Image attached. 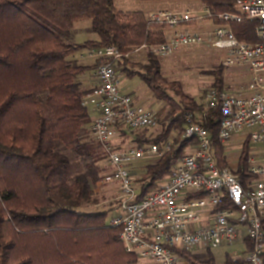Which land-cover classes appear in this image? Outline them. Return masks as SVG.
I'll use <instances>...</instances> for the list:
<instances>
[{
    "label": "trees",
    "instance_id": "trees-1",
    "mask_svg": "<svg viewBox=\"0 0 264 264\" xmlns=\"http://www.w3.org/2000/svg\"><path fill=\"white\" fill-rule=\"evenodd\" d=\"M140 1H189L219 14L234 11L237 0ZM81 20L91 21L88 30L98 35L96 40L76 42L75 26ZM254 28L252 22L234 25L239 39L250 42L258 40ZM165 38V25L142 10H117L114 0H0V264H137V256L120 241L121 229L107 224L108 212L85 210L101 201L94 188L108 168L101 165L100 145L90 138L92 113L83 104L92 88L81 77L94 72L97 63H82L78 55L107 46L133 55L135 49ZM144 53L148 61L139 63V69L127 67L131 55L117 69L139 76L176 116L157 134L144 131L135 141L160 143L178 133L169 152L146 161L138 199L154 191L194 144L182 138L184 114L203 112L178 82L162 75L159 60ZM221 66L212 71V87L226 90ZM219 117L215 110L208 126L223 167L226 150L217 139ZM248 144L236 170L243 179L248 177ZM178 252L190 264H217L211 249L204 254ZM224 264L246 263L228 257Z\"/></svg>",
    "mask_w": 264,
    "mask_h": 264
},
{
    "label": "built area",
    "instance_id": "built-area-1",
    "mask_svg": "<svg viewBox=\"0 0 264 264\" xmlns=\"http://www.w3.org/2000/svg\"><path fill=\"white\" fill-rule=\"evenodd\" d=\"M148 18L165 25L164 42L143 45L133 53L165 57L191 46L224 49L225 67H243L251 79L237 90L207 89L201 98V115L186 112L182 138L193 140L175 160L171 174L157 189L138 199L142 174L131 166L160 158L174 138L160 143L124 145L132 134L160 129L171 122L159 110L139 104L120 88L117 65L124 55L116 46L89 49L79 56L97 63V84L83 104L93 110L89 127L92 141L100 145L111 171L103 181L118 190L117 212L109 224L119 227L120 241L138 259L154 264H188L178 251L196 253L233 244L245 231V252L230 257L246 264H264V0H237L234 11L215 14L209 7L161 9ZM252 22L256 42L241 40L234 25ZM218 110L217 139L226 143L239 131L243 139L263 145V152L248 158L243 179L228 166H220L208 123ZM262 177V178H260Z\"/></svg>",
    "mask_w": 264,
    "mask_h": 264
},
{
    "label": "rangeland",
    "instance_id": "rangeland-1",
    "mask_svg": "<svg viewBox=\"0 0 264 264\" xmlns=\"http://www.w3.org/2000/svg\"><path fill=\"white\" fill-rule=\"evenodd\" d=\"M114 5L117 10H142L146 11L147 13L150 11H156L161 9L181 10L193 7H200L199 3L187 1L173 2L171 3V5H169L167 2L154 3L140 0H114ZM90 26V20H81L77 22L75 26L77 29L75 40L77 42H85L87 40H95L98 38V35L96 33L90 32L88 30ZM80 55L81 54H79L78 57ZM226 57L227 51L224 49H215L203 46H191L183 48L169 56L156 58L159 60L162 75L169 81L178 82L184 94L195 98L196 101L200 103L205 91L211 88L213 82L215 81V77L212 74V71L222 67L221 65L223 64V60ZM79 61H81L82 63H94V61L82 60L81 58H79ZM147 61L148 57L144 53V51H142L141 53L131 55L127 67H129L130 69H139L138 64H144L147 63ZM118 71L120 74V88L122 92L132 94L139 104L147 108H154L156 110H159L160 113L167 118H173L176 116V114L172 115L170 113L171 106L165 101L157 99L152 90L149 88V86L145 82H143V80L139 76L130 77L126 75V73L121 72L120 70ZM223 76L225 78V83L228 86V90L233 91L239 89L242 86H246L251 79V74L245 68L237 66H223ZM85 77L93 79L94 72H90L87 75L82 76L81 78L85 79ZM169 93L173 95L177 101L182 102L181 97L177 94L174 89H170ZM156 131L157 130H155V132ZM159 131L160 129L158 130V132ZM158 132H156V134ZM246 132L247 131H239L236 133V137L232 138L230 141L226 143L220 142L224 146V150H226L225 156L227 165L225 166L230 167L235 172L239 167L238 162L240 160V154L244 149L246 143H249L248 145L250 147V153L248 158H257L261 154V152H263L262 144L250 142L249 139H243L242 136L245 135ZM176 133H178V130L171 132L169 138H175V136L177 135ZM131 143L133 144L134 142L125 140L124 145H128ZM102 162L103 163L101 165L105 167L106 162L104 158L102 159ZM72 170H74L71 174V176L73 177L75 176V174H77V170H75V168ZM116 202L117 200L115 198H112L109 201L101 200L100 205L95 206L94 204H91L86 207L85 210L92 211L95 208L101 211L106 210L108 212L106 222L107 224H109L112 218V213L116 211ZM245 240V231L242 229L238 239L235 240L233 244H224L223 246L213 248L212 252L214 254L217 264H224L228 257H242L246 249ZM205 252L206 251H204L203 254ZM240 261L245 262L242 260Z\"/></svg>",
    "mask_w": 264,
    "mask_h": 264
},
{
    "label": "crops",
    "instance_id": "crops-1",
    "mask_svg": "<svg viewBox=\"0 0 264 264\" xmlns=\"http://www.w3.org/2000/svg\"><path fill=\"white\" fill-rule=\"evenodd\" d=\"M187 2H189V1H187ZM155 3V2H154ZM169 5H171V3H173V2H167ZM166 4V3H165ZM177 10V9H176ZM146 12V11H145ZM150 12H152V11H150ZM149 13V12H148ZM96 40V39H95ZM77 42V41H76ZM82 81H83V83L85 84V86L86 87H88V88H93L96 84H97V81H96V77H95V71H94V77H93V79H90V78H86L85 77V79H82ZM91 113L92 114H94V112H93V110H91ZM155 130H157L156 132H158V130L159 129H155ZM155 130H145L148 134H150V133H154V134H156V132H155ZM142 132H144V131H141V132H139V133H142ZM138 134V133H137ZM130 137V139L128 138L127 140H129V141H133L134 143L133 144H138V142H136L135 141V139L137 138V135H135V134H132V135H130L129 136ZM236 137V136H235ZM126 140V141H127ZM128 145H132V143L131 144H128ZM127 145V146H128ZM147 160H143V161H139V162H137V163H135L133 166H131V169H132V171L133 172H137V173H140V174H142L143 175V172H144V165H145V162H146ZM239 163V162H238ZM107 166V165H106ZM107 168H108V172H107V174L111 171V169L107 166ZM115 185L114 184H108V183H106V182H104L103 181V179L102 180H100L99 182H97V184H96V186H95V188H94V191H95V193L97 194V195H100V196H102V199L101 200H104V201H109V200H111L112 198L114 199H116L117 200V202H116V211L114 212V213H112V216L113 215H115L116 214V212H117V206H118V196H119V193H118V190H117V188L116 187H114ZM138 187H139V189L141 188V180H139L138 181ZM140 191H141V189H140ZM95 206H98V205H100V202L99 203H95L94 204ZM92 211H100V210H97L96 208L94 209V210H92ZM90 212V211H89ZM199 252H202V253H199ZM199 252H196V253H199V254H203V251H199ZM137 264H154L152 261H150V260H147V259H138V262H137ZM188 264H190V262H188Z\"/></svg>",
    "mask_w": 264,
    "mask_h": 264
}]
</instances>
